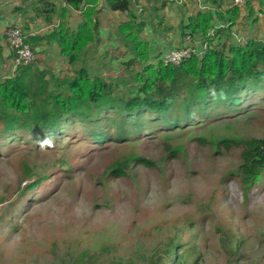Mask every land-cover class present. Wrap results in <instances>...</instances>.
I'll return each mask as SVG.
<instances>
[{
	"label": "rangeland",
	"instance_id": "1",
	"mask_svg": "<svg viewBox=\"0 0 264 264\" xmlns=\"http://www.w3.org/2000/svg\"><path fill=\"white\" fill-rule=\"evenodd\" d=\"M8 1L13 0H0L3 19L23 27L26 19L13 16ZM150 3L160 8L161 27H171L166 31L169 36L160 28L158 38L151 28L144 30L143 38L155 50L157 42L168 45L179 39L183 17L179 3L164 8L154 0ZM199 5L190 2L185 16ZM257 8L252 23L245 20L234 31L236 42L264 39V11ZM255 16L261 21L255 22ZM98 17L106 36L99 53H87L89 72L100 60L106 62L124 52L112 36L126 20L125 14L103 10ZM78 20L73 13L69 23L74 26ZM103 51H108L106 57L100 55ZM46 55L43 67L60 76L72 74L57 49L47 50ZM127 59H112L108 71L102 70L104 75L122 76ZM206 124L170 132L153 130L158 126L154 124L150 133L100 148L84 132L72 133L52 151L20 148L2 155L0 264H69L82 253L95 264H144L141 256L160 248L176 233L181 234L182 243L190 239L202 264H264V174L244 191L238 170L240 147L219 142L263 138L264 108ZM119 166L123 174L116 176ZM36 180L42 182L27 190Z\"/></svg>",
	"mask_w": 264,
	"mask_h": 264
},
{
	"label": "trees",
	"instance_id": "2",
	"mask_svg": "<svg viewBox=\"0 0 264 264\" xmlns=\"http://www.w3.org/2000/svg\"><path fill=\"white\" fill-rule=\"evenodd\" d=\"M154 1L163 8L179 3L183 18L177 37L191 35L206 43L201 56H192L178 67L159 62L158 54L143 38L144 30L151 28L158 38L160 28L168 34L171 27H161L160 8L151 0L8 1L11 14L26 19L23 27L5 22L4 9L0 8V28L4 31L16 27L26 34L37 33L26 40L36 62L19 66L4 77L3 52L8 45L4 31H0V157L20 148L52 151L72 133L84 132L88 141L100 148L128 136L150 133L154 124L158 126L153 130L159 128L161 132L197 129L209 121L245 117L264 108V40L252 38L238 43L233 36V28L245 13L251 18L257 7L264 11V0H249L243 7L229 0ZM192 1H197L199 8L186 17L185 10ZM103 10L125 14L126 20L117 25L112 36L124 52L109 61H97L99 66L89 72L87 53H99V44L106 36L100 31L98 17ZM73 13L79 16L74 26L69 23ZM258 20L255 16L254 21ZM30 24H34L33 30ZM212 30L214 37L209 36ZM43 45L57 49L71 75L60 76L51 68H40L37 49ZM8 49L12 62L14 53ZM100 55L106 57L108 51ZM124 56L128 58L122 63L124 74L105 76L102 70L108 69L111 60ZM219 142L240 147L241 183L244 191L252 189L264 174V137ZM114 171L116 176L123 174L121 166ZM41 182L36 180L26 188L31 190ZM180 238L181 234H173L160 248L141 256L144 264H202L190 239L182 243ZM191 256L193 262L188 261ZM69 264L95 263L82 253L73 256Z\"/></svg>",
	"mask_w": 264,
	"mask_h": 264
},
{
	"label": "built area",
	"instance_id": "3",
	"mask_svg": "<svg viewBox=\"0 0 264 264\" xmlns=\"http://www.w3.org/2000/svg\"><path fill=\"white\" fill-rule=\"evenodd\" d=\"M249 0H233L234 6L243 7ZM219 26L218 28H220ZM36 34L35 32L26 34L21 29L16 27L7 28L4 31L6 37V43L8 48L14 53L12 59V73L19 66H27L36 62V56L32 52L30 45L26 42L27 37ZM215 30L209 33L210 37H214ZM233 36L236 38L235 33ZM207 49V44H201V41L192 37L191 35H185L179 47L166 51L160 58L159 62L163 65H172L178 67L185 60L192 56H201Z\"/></svg>",
	"mask_w": 264,
	"mask_h": 264
},
{
	"label": "crops",
	"instance_id": "4",
	"mask_svg": "<svg viewBox=\"0 0 264 264\" xmlns=\"http://www.w3.org/2000/svg\"><path fill=\"white\" fill-rule=\"evenodd\" d=\"M263 9H264V7H263ZM262 15V14H261ZM261 15L259 16V17H261ZM244 17H243V19L238 23V25L235 27V28H233V31H236L238 28H240V27H242L243 25L242 24H244V21L245 20H247V21H249V24L250 23H252V21L250 20V18H248L247 17V13H245L244 15H243ZM258 17V18H259ZM252 18V17H251ZM261 18H259V20L258 21H261L260 20ZM264 19V18H263ZM257 21V22H258ZM264 23V22H263ZM40 24H38V26H39ZM33 26H34V24L32 25V24H30V28H32V30H33ZM41 26V25H40ZM242 29V28H241ZM1 31V30H0ZM40 31H42V30H40ZM36 33V32H35ZM37 34V33H36ZM264 34V33H263ZM168 36H169V34H168ZM258 37H260V36H258ZM155 38H157V36L155 37ZM176 38H178V37H176ZM176 40V39H175ZM181 40H182V38L181 39H178L176 42H171V41H169L168 42V45H165V41H162V45H160V44H158V42H157V46H155L156 48H155V53L156 54H158V58H160L166 51H168V50H171V49H174V48H176V47H179L180 46V44H181ZM262 40H264V39H262ZM156 41H157V39H156ZM49 49H52V48H49L48 46H46V45H43L42 47H39L38 49H37V51H38V59H39V66H40V68H46V67H43L42 66V63L44 62V61H46V60H48V57H47V55H46V52H47V50H49ZM40 51H43V52H40ZM4 64H3V66H2V75H4V77L6 76V77H9L10 75H11V73H12V62H11V60L9 59V49L6 47V46H4ZM155 54V55H156ZM9 70H10V72H9Z\"/></svg>",
	"mask_w": 264,
	"mask_h": 264
}]
</instances>
